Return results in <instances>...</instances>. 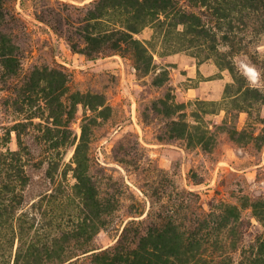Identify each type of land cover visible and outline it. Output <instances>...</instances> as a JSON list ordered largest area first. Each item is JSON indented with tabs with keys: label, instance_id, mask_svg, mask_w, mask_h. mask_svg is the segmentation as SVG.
Returning a JSON list of instances; mask_svg holds the SVG:
<instances>
[{
	"label": "rangeland",
	"instance_id": "rangeland-1",
	"mask_svg": "<svg viewBox=\"0 0 264 264\" xmlns=\"http://www.w3.org/2000/svg\"><path fill=\"white\" fill-rule=\"evenodd\" d=\"M1 187L0 264H258L264 0H0Z\"/></svg>",
	"mask_w": 264,
	"mask_h": 264
},
{
	"label": "trees",
	"instance_id": "trees-1",
	"mask_svg": "<svg viewBox=\"0 0 264 264\" xmlns=\"http://www.w3.org/2000/svg\"><path fill=\"white\" fill-rule=\"evenodd\" d=\"M9 62H13L12 60H9ZM0 192L2 193L3 191L6 192V190H4V187L0 188ZM153 251H157V254H155V252ZM163 250H159L157 248V246H154L152 249H146V247H143L142 249V254L141 255H136V256H140L142 259V263L143 264H167V262H165L166 260H164L162 258V255H159V253H162ZM167 253L166 255L170 254L172 255L174 252H165ZM255 261L252 262H256L258 264H264V247L262 246V244L257 248V252H256V259H254ZM163 261V262H162Z\"/></svg>",
	"mask_w": 264,
	"mask_h": 264
}]
</instances>
